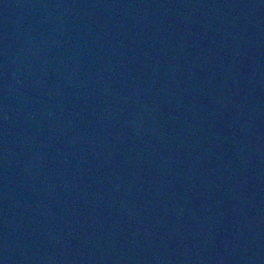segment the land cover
Instances as JSON below:
<instances>
[{
    "label": "water",
    "instance_id": "95a60500",
    "mask_svg": "<svg viewBox=\"0 0 264 264\" xmlns=\"http://www.w3.org/2000/svg\"><path fill=\"white\" fill-rule=\"evenodd\" d=\"M0 264H264V0H0Z\"/></svg>",
    "mask_w": 264,
    "mask_h": 264
}]
</instances>
